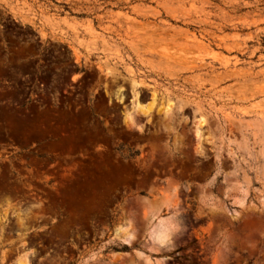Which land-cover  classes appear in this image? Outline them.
<instances>
[{"label":"rangeland","instance_id":"rangeland-1","mask_svg":"<svg viewBox=\"0 0 264 264\" xmlns=\"http://www.w3.org/2000/svg\"><path fill=\"white\" fill-rule=\"evenodd\" d=\"M25 255L264 264V0H0V264Z\"/></svg>","mask_w":264,"mask_h":264},{"label":"bare ground","instance_id":"bare-ground-1","mask_svg":"<svg viewBox=\"0 0 264 264\" xmlns=\"http://www.w3.org/2000/svg\"><path fill=\"white\" fill-rule=\"evenodd\" d=\"M160 109H159V112H163V115L165 117H167L168 113L170 112V110L172 109V102L171 101H163V102H160ZM140 105V104H139ZM158 105V99L156 96L153 97L152 101H150L149 103L143 105V106H139V108H141L142 111H146L148 113H151L155 108L156 106ZM138 109V108H137ZM139 110V109H138ZM202 117V116H201ZM201 121V120H200ZM202 124L204 122V119L202 118ZM201 126V125H200ZM201 128V127H200ZM171 198V196H170ZM169 196L167 198H165L164 200L165 201H168L170 200ZM156 203V202H154ZM152 203V204H154ZM132 226V222L129 220V222L127 223V229L124 230L123 232V236L124 237H130L129 235V227ZM13 264H29L28 261H27V258H26V255L25 256H22L20 258H18Z\"/></svg>","mask_w":264,"mask_h":264},{"label":"trees","instance_id":"trees-1","mask_svg":"<svg viewBox=\"0 0 264 264\" xmlns=\"http://www.w3.org/2000/svg\"><path fill=\"white\" fill-rule=\"evenodd\" d=\"M137 155H138L137 152H132V153L129 155V157H130V158H134V157L137 156Z\"/></svg>","mask_w":264,"mask_h":264},{"label":"flooded vegetation","instance_id":"flooded-vegetation-1","mask_svg":"<svg viewBox=\"0 0 264 264\" xmlns=\"http://www.w3.org/2000/svg\"><path fill=\"white\" fill-rule=\"evenodd\" d=\"M161 248H162V249H165V248H166V246H161Z\"/></svg>","mask_w":264,"mask_h":264}]
</instances>
